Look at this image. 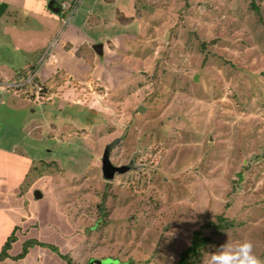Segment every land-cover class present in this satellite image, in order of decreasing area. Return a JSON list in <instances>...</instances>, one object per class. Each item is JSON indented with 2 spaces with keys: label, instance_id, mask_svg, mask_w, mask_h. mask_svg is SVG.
Listing matches in <instances>:
<instances>
[{
  "label": "rangeland",
  "instance_id": "1",
  "mask_svg": "<svg viewBox=\"0 0 264 264\" xmlns=\"http://www.w3.org/2000/svg\"><path fill=\"white\" fill-rule=\"evenodd\" d=\"M255 5L136 0L131 74L69 85L64 102L77 97L83 111H62L59 142L47 143L58 160L38 176L41 185L51 175L66 229L50 220L62 238L30 264H177L197 232L207 243L191 264H214L221 244L243 240L264 264V0ZM107 148L121 168L111 180ZM218 217L229 225L216 228Z\"/></svg>",
  "mask_w": 264,
  "mask_h": 264
},
{
  "label": "crops",
  "instance_id": "2",
  "mask_svg": "<svg viewBox=\"0 0 264 264\" xmlns=\"http://www.w3.org/2000/svg\"><path fill=\"white\" fill-rule=\"evenodd\" d=\"M52 1L57 12L48 8ZM135 8L136 0H0V53L12 48L8 59L0 55V252L6 247L8 255L0 264H30L35 249L47 251L44 246L54 237L62 238L58 224L49 223L56 219L66 229L47 194L51 175L41 185L40 179H47L38 176L45 172V164L58 160L50 157L59 142L53 131L65 123L62 111L69 106L83 111L77 97L71 104L64 102L75 94L69 87L93 90L94 84L109 86L131 74ZM57 36L46 58L47 47ZM97 45L100 51L93 49ZM37 46L40 55L34 54ZM127 53L132 57L128 61ZM24 58L28 65H23ZM43 58L38 75L48 101L38 106L21 90L4 87L24 78ZM50 140L55 144L49 147ZM45 205L48 212L41 210ZM28 240L34 243L26 246Z\"/></svg>",
  "mask_w": 264,
  "mask_h": 264
},
{
  "label": "clouds",
  "instance_id": "3",
  "mask_svg": "<svg viewBox=\"0 0 264 264\" xmlns=\"http://www.w3.org/2000/svg\"><path fill=\"white\" fill-rule=\"evenodd\" d=\"M250 240H243L235 245L224 242L212 254L214 264H261L253 253Z\"/></svg>",
  "mask_w": 264,
  "mask_h": 264
},
{
  "label": "built area",
  "instance_id": "4",
  "mask_svg": "<svg viewBox=\"0 0 264 264\" xmlns=\"http://www.w3.org/2000/svg\"><path fill=\"white\" fill-rule=\"evenodd\" d=\"M64 8H68V4H65ZM58 40L59 39L57 36L51 41L49 47L45 52V56L49 54L50 50L57 44ZM42 61H44V58L41 59L40 64H37V66H35L24 78H22L18 82L6 84L4 85V87L21 90L27 96H29L38 106L41 105L44 101H48L50 99V96L46 94L44 86L39 80L38 75V70Z\"/></svg>",
  "mask_w": 264,
  "mask_h": 264
},
{
  "label": "trees",
  "instance_id": "5",
  "mask_svg": "<svg viewBox=\"0 0 264 264\" xmlns=\"http://www.w3.org/2000/svg\"><path fill=\"white\" fill-rule=\"evenodd\" d=\"M256 1H261V0H250V4H251L254 11H258V9L255 5ZM228 225H229V223L224 222L223 219L218 217V223L215 225V227L216 228H223L224 226H228ZM206 243H207V239L201 237L199 232L194 233L190 247L180 254L177 264H191V263L197 261L198 256H199L202 248L206 245ZM32 244L27 243L26 246L27 245L31 246ZM25 248L23 249V251H25ZM24 254H25V252H24ZM24 254H22V255H24ZM7 256L8 255H7L6 247H5L0 252V262L2 260H4ZM60 258L67 259L66 256L64 257L62 255H60Z\"/></svg>",
  "mask_w": 264,
  "mask_h": 264
},
{
  "label": "water",
  "instance_id": "6",
  "mask_svg": "<svg viewBox=\"0 0 264 264\" xmlns=\"http://www.w3.org/2000/svg\"><path fill=\"white\" fill-rule=\"evenodd\" d=\"M48 8L50 10H52L53 12H57V8H54V2L53 1L49 3ZM93 49L96 50V51H100L101 46L97 45ZM141 109H142V107L140 106L138 108V110H141ZM108 153H109V148H107L105 150L104 155L102 157V168L101 169H102L103 178L106 179V180H111L112 175L115 172L121 171V168L111 166V164H110V162L108 160ZM34 195H35L36 198L40 197V193L37 192V191L35 192ZM96 263H99V262H96Z\"/></svg>",
  "mask_w": 264,
  "mask_h": 264
}]
</instances>
